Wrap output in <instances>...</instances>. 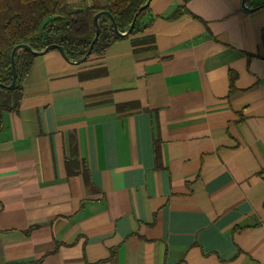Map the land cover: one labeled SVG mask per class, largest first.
Wrapping results in <instances>:
<instances>
[{"label": "crops", "instance_id": "obj_1", "mask_svg": "<svg viewBox=\"0 0 264 264\" xmlns=\"http://www.w3.org/2000/svg\"><path fill=\"white\" fill-rule=\"evenodd\" d=\"M242 1L151 0L103 54L34 56L2 114L0 264H264V0Z\"/></svg>", "mask_w": 264, "mask_h": 264}, {"label": "trees", "instance_id": "obj_2", "mask_svg": "<svg viewBox=\"0 0 264 264\" xmlns=\"http://www.w3.org/2000/svg\"><path fill=\"white\" fill-rule=\"evenodd\" d=\"M145 2L146 0H107V5L103 7L98 2L90 5L85 1L69 4L66 0H0V83L8 85L12 81L11 53L16 45L24 43L42 50L52 43H58L65 48L71 59H82L96 35L94 16L98 12L109 10L119 29L124 32L129 29L135 14ZM147 9L148 7L139 14L130 35L143 30L139 20ZM99 23L100 34L91 55L103 54L121 37L114 31L108 17H101ZM34 56L27 50L19 51L16 55L17 87L10 90L0 85V130L3 127V112L18 106L23 81ZM84 74L91 77L103 72Z\"/></svg>", "mask_w": 264, "mask_h": 264}, {"label": "water", "instance_id": "obj_3", "mask_svg": "<svg viewBox=\"0 0 264 264\" xmlns=\"http://www.w3.org/2000/svg\"><path fill=\"white\" fill-rule=\"evenodd\" d=\"M150 2H151V0H146V2L138 9V11H137V13L134 16V19H133L130 27H129V29L127 31H124V32H122L119 29V26L117 24V21H116L115 17L113 16V14L109 10L105 9V10H102V11L98 12L94 16V24H95V27H96V35H95L94 39L92 40L87 53L83 56L82 59H79V60L71 59L69 57V55L67 54L65 48L62 45L58 44V43H52V44L48 45L47 47H45L42 50H36L32 46H30L29 44H24V43L16 45L13 48L12 53H11V63H12V71H13L12 81L8 85L2 84V83H0V85L4 86V87H6V88H8L10 90H13V89H15L17 87L16 55H17V53L19 51L27 50V51L35 54V55H42V54L48 52L51 49H58L66 60H69V61H71L72 63H75V64H79L82 61L86 60L89 57V55H91V53L93 51V47H94L95 43L97 42V40L99 38V34H100L99 19L101 17L106 16V17L109 18L110 24L112 25V27H113L114 31L116 32V34H118L119 36H126V35H129L133 31L135 23H136V20H137L139 14L149 6ZM246 2H247V0H243L242 1V5L245 8V10H247V11L253 10L254 8L246 6Z\"/></svg>", "mask_w": 264, "mask_h": 264}]
</instances>
